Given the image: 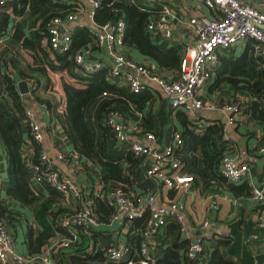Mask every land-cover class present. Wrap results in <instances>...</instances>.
I'll return each mask as SVG.
<instances>
[{"label":"built area","instance_id":"2783aa9c","mask_svg":"<svg viewBox=\"0 0 264 264\" xmlns=\"http://www.w3.org/2000/svg\"><path fill=\"white\" fill-rule=\"evenodd\" d=\"M60 1V0H57ZM130 3L139 2L143 10L150 15L145 23L148 36L152 39L160 35L165 40L176 42L175 34L177 19L173 11L165 5L164 0H125ZM211 12V17L200 15L190 18L188 28L194 35V44H185L182 68L176 76L172 72L159 73L152 63L136 60L127 52L125 44L126 24L123 19L110 21L102 25L96 24L94 14L102 6L103 0H86L91 7L87 25L95 34L94 42L80 47L73 56L77 70L82 73H98L107 71V77L123 81L135 94L154 90L164 95L175 109L188 112L199 110L220 109L227 114L228 125H233L242 115L244 108L241 102L232 100L218 107L209 101L204 91L213 81L220 65L221 55L229 51L239 52L248 40L256 42V51L264 55V0H200ZM6 0H1V4ZM6 11L12 17L11 9ZM85 8L80 1L72 3V12L65 17H53L48 22V50L52 53H68L73 44V35L79 31L75 24L81 21ZM17 19V18H16ZM18 19H22L21 17ZM17 19V20H18ZM14 21V20H13ZM83 27V26H82ZM7 28L0 37V52L6 47L11 33ZM110 94L104 92L101 98ZM251 98V97H250ZM264 103V98H251ZM27 126L33 139L43 146L40 163L31 164L32 183L36 191L50 186L62 195V204L70 211L59 220V226L65 229V234L59 232L49 244L37 254L27 251L26 237L24 249H21L17 239L20 229L26 234L27 222L20 221L16 226L7 224L0 211V264H59L57 253L82 243L91 242L95 231L107 224L101 220L96 209L97 198H102L114 210L109 225L134 221L146 216L144 226L140 229V243L136 247L126 242L101 247L106 262H126L128 264H156L153 251V240L171 220L180 225L183 238L188 241L187 256L192 260L201 259L209 249V243L229 237L226 232L208 233L191 240L186 227L183 201H175L168 206L158 205L153 194L140 197L134 191L127 192L120 186H108L101 178L94 186L81 184L73 176L63 172L62 164L82 165L81 155L72 149L59 145L47 148L44 144L45 133L36 112L27 108ZM91 119V118H89ZM94 119V118H93ZM106 124L114 132L116 141L124 149L136 157L151 158L147 176L157 185L168 189H189L195 182L194 173H181L184 163L182 158L185 144L183 135L176 131L173 142L162 151L154 146L155 135L146 134V142L134 137L140 133L139 126L126 120L119 108L110 109L105 118ZM260 152L264 155V145ZM221 175L230 183L248 181L251 176L250 167L235 154H223L218 164ZM42 186V188H39ZM209 210L216 211L219 204L214 193H209ZM251 197L262 205L259 226L264 229V170L263 181L260 185L251 187ZM209 222L202 224L208 227ZM86 248V245H82ZM88 250V249H86Z\"/></svg>","mask_w":264,"mask_h":264},{"label":"trees","instance_id":"16d2710c","mask_svg":"<svg viewBox=\"0 0 264 264\" xmlns=\"http://www.w3.org/2000/svg\"><path fill=\"white\" fill-rule=\"evenodd\" d=\"M11 9L13 15L21 17L15 23L13 40L19 43V54L26 60L29 72L25 73L16 63L11 61L21 76L33 84L45 80V89L55 91L57 85L53 81L52 73L60 78L59 85L63 93L61 98L55 94L50 98H41L36 94V99L56 119L64 129L72 147L82 158V161L92 162L99 166L102 180L108 186H120L131 192L133 176L140 165V158L128 152L125 161L113 158L106 153L104 145L110 142L111 146L117 144L114 132L106 124L105 118L110 109L119 108L120 104H132L136 110H142L148 105L152 97L151 92L135 94L127 85H118L107 77V71L98 73H82L77 70L73 56L76 51L95 40V34L90 27H83L73 35L72 48L68 53L57 54L48 50L45 42L48 37V22L53 17H65L72 12V5H63L57 0H0V37L9 26ZM150 15L148 10H143L139 2L130 3L125 0H103L102 6L95 11L96 24L102 25L110 21L123 19L126 24L125 44L127 52L139 51L156 63V70L161 73L167 70L174 76L181 71L185 48L182 44L174 43L169 48H161L148 36L145 23ZM216 85H230L241 94L251 98H264V55L256 51V42L248 40L244 51L236 58L228 56L220 58L217 70ZM5 94L0 95V140L4 149L7 163L8 185L6 195L9 200L29 207L33 210L30 219L22 211L8 205L2 198V182L0 177V211L7 224L16 226L22 219H27L26 245L30 254L40 253L59 232L65 234L66 230L59 226V220L70 211L62 204V195L50 186L46 191H36L32 183L31 164L40 163V154L43 146L36 142L27 126L26 110L28 103L24 95L19 92L14 78L10 72L0 70V93L2 87ZM104 92L110 95L104 98L99 108L98 119L103 130V142L98 144L97 132L90 125L88 118L89 106L102 97ZM251 112L255 119L264 120V103L252 100ZM155 116L149 114L148 122ZM222 127H210L203 135H195L192 131L189 138L201 144L202 152L207 162V171L204 177L208 180L227 179L221 175L218 164L222 157V150L214 141V134L222 131ZM149 131V130H148ZM151 132V131H149ZM251 185L243 183L241 191L246 196H251ZM238 191V187H231ZM96 209L104 223H109L114 210L102 198L95 199ZM145 217L132 223L131 231L134 237L130 242L140 243V229L144 226ZM174 238V249H166L161 264H249L250 253L246 250L241 240L229 236L217 239L208 246L209 253L200 260H192L187 256L188 242L182 239L179 226L172 223L169 226ZM264 236V230L259 227ZM85 245V243H82ZM82 245L69 249H62L57 253L60 264H103L106 258L103 253L89 252ZM134 247V246H133ZM180 251L182 253H180ZM66 256V258H65ZM108 264H128L126 262L108 261Z\"/></svg>","mask_w":264,"mask_h":264},{"label":"crops","instance_id":"0c3cea01","mask_svg":"<svg viewBox=\"0 0 264 264\" xmlns=\"http://www.w3.org/2000/svg\"><path fill=\"white\" fill-rule=\"evenodd\" d=\"M76 1H80L85 8V14L81 18V21L75 24V29L80 30L83 27H88V14L91 7L87 4L86 0H60L61 4L68 6H71L72 3ZM164 3L176 15L177 29L175 34L178 40L176 43L182 44L184 48L185 44L187 46L193 45L195 39L187 26L188 20L200 15L211 17L212 12L200 0H164ZM15 17L17 19L20 18L17 16ZM16 18L12 17V21L10 19L9 22L8 30L11 36L6 47L0 52V70L10 72V75L16 82L17 88V84L20 81H28L30 92L21 95H24L28 103V108L37 113L42 123L45 133V146L50 148L51 145L55 144L65 149H72V144L68 140L62 126L56 119L51 117L46 108L35 98L36 94L43 99L50 98L52 94H55L56 98H61L63 93L57 81L58 79H55L57 81V85L54 87L55 91L41 89L42 85H46V81L43 79L40 80L42 84L37 89L38 84H33L31 81L21 76L11 63V61L16 63L25 73L29 72L26 60L18 53L19 43L12 39L15 23L20 20ZM151 40L161 48H169L172 46L171 42L165 40L160 35L154 36ZM246 45L239 52L229 51L221 55V57L228 56L230 59H234L244 51ZM129 54L138 61L152 64L156 63L139 51L137 52L134 50L129 52ZM166 72L167 70H164L161 73L164 74ZM217 72L213 81L203 93L209 101L218 107L232 100L241 102V107L244 108L243 113L233 125H228L227 114L220 109H205L194 112H188L184 109H175L164 95L154 90L144 91L151 92L152 97L148 105L142 110H136L132 104H127L129 107L128 109H126V106H120V110L124 113L126 120L139 126L140 133H136L134 137L146 142V134L153 133L155 135L154 146L158 150L162 151L167 145L172 144L174 133L180 131L185 141L183 150H180L184 160L180 172L194 174L198 172L203 178L202 185L197 174H195L196 180L189 189L174 190L165 188L157 185L152 178L147 176V168L150 167L152 160L151 158L142 156L138 157L140 158V165L133 176V183L130 186V190L143 198L149 194H153L158 205L168 206L175 201H183L186 227L191 235V240L208 233L226 232L235 239H238V241H242L244 247H246V250L251 256L249 264H264V236L259 230L263 207L252 199L251 196L244 195L239 188L245 182L252 187V185H260L263 181L264 155L260 152V149L264 145V120L255 119L252 113L247 111V109L251 108L250 106L252 103V99L249 95L241 94L237 90L231 88L230 85H216L218 77ZM52 78H57L55 73H52ZM113 82L118 85H127L119 79H114ZM1 87L2 92L0 95L6 93L2 85ZM39 90L42 92H39ZM149 114L155 116V119L151 122L153 127L148 122ZM91 119L98 135V144H101L104 139L103 134L101 136L97 128L96 117ZM215 126L223 128L222 131L214 134L215 144L222 150V154H235L241 161L249 165L251 176L248 181L244 180L235 184L225 181L224 178L220 180L214 179L213 176L208 180L205 179L204 173L207 171V162L205 161L201 144L192 141L189 138L190 133H188V131H192L195 135L199 136L203 135L208 128ZM104 149L106 153L122 162L125 161L127 153L130 152L118 143L111 146L110 142L105 143ZM187 152L189 153L188 155L192 157L191 166ZM81 163L82 165L80 166H74L70 163L62 164L63 172L73 176L83 185L94 186L100 178L102 179L99 166L92 162L83 161ZM0 177L2 182V198L10 207L22 211L27 217L29 216V218H31L34 213L32 209L21 203L9 200L6 195L8 174L1 140ZM233 185L239 188L238 191H234L231 188ZM39 188H42V186ZM42 189L46 191V187ZM209 193H214V195H216L215 199L219 204V209L216 211L209 210L207 196ZM26 220L27 219L23 218L22 222H27ZM205 221H208L209 225L203 228L202 224ZM172 223L177 222L175 220L169 221L153 240V251L156 257V264H161L160 261L163 259L166 249H174V238L169 229ZM178 226L180 231V225L178 224ZM131 227L132 223L125 220L113 225L107 223L95 231L92 241L86 242L85 245L87 247L85 249H88L87 251L89 252L102 253L101 247L104 249L107 245H116L120 242H126L136 247L138 242L137 245H135L136 242H130L129 240L131 237L135 236L134 232L131 231ZM180 234L183 239L181 231ZM212 244H214V241H211L209 246ZM208 251L209 249L205 253H209ZM180 253L182 252L180 251Z\"/></svg>","mask_w":264,"mask_h":264},{"label":"rangeland","instance_id":"374dc122","mask_svg":"<svg viewBox=\"0 0 264 264\" xmlns=\"http://www.w3.org/2000/svg\"><path fill=\"white\" fill-rule=\"evenodd\" d=\"M26 63H27V62H26ZM55 79H58V80H57L58 82L60 81V80H59L60 78H54L53 81H56ZM57 81H56V82H57ZM41 87H42L41 89H45V86H44V85H42ZM37 89H38V87H37ZM47 89H48V88H47ZM47 89H45V90H47ZM39 92H42V91L39 90ZM103 101H104V98H99L98 100L94 101V102L89 106V109H88V118H95V117H96L97 128H98V130L100 131V135H101V136H102V134H103V130H102V128L100 127V124H99L98 112H99V108L101 107ZM120 106H121V107H125V106H126V109L129 108L126 104H125V105L120 104ZM89 123H90V125L93 126L92 119L89 120ZM97 138H98V135H97ZM188 154H189V153L187 152V155H188ZM188 158H189V160H190V166H191V165H192V157H191L190 155H188ZM197 170H198V169H197ZM195 174H197L198 179L200 180V182H201L202 185H203V178L199 175L198 172H196ZM28 217H29V216H28ZM31 217L33 218V215H32ZM32 218H30V219H32ZM260 228H262V227H260ZM262 229H263V228H262ZM263 230H264V229H263ZM17 241H18L19 245L21 246V249L23 250L24 247H25V246L23 245V244H24V241H25V234L23 233L22 230H21L20 233H19V237H18ZM198 260H200V259H198ZM198 260H196V261H198Z\"/></svg>","mask_w":264,"mask_h":264},{"label":"water","instance_id":"95a60500","mask_svg":"<svg viewBox=\"0 0 264 264\" xmlns=\"http://www.w3.org/2000/svg\"><path fill=\"white\" fill-rule=\"evenodd\" d=\"M18 89L21 94H27L30 92V87L27 80H22L18 84Z\"/></svg>","mask_w":264,"mask_h":264}]
</instances>
